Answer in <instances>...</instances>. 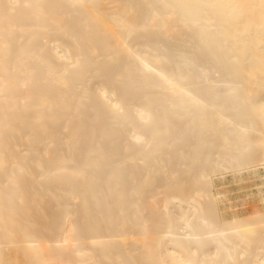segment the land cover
<instances>
[{
	"label": "bare ground",
	"instance_id": "1",
	"mask_svg": "<svg viewBox=\"0 0 264 264\" xmlns=\"http://www.w3.org/2000/svg\"><path fill=\"white\" fill-rule=\"evenodd\" d=\"M229 173L264 184V0H0V264H264Z\"/></svg>",
	"mask_w": 264,
	"mask_h": 264
},
{
	"label": "rangeland",
	"instance_id": "2",
	"mask_svg": "<svg viewBox=\"0 0 264 264\" xmlns=\"http://www.w3.org/2000/svg\"><path fill=\"white\" fill-rule=\"evenodd\" d=\"M30 156V155H29ZM28 156V157H29ZM222 179H224L225 181H224V185L222 186V185H220L219 187H220V189H224L223 191H225L226 193H227V198H228V200H229V204H233V203H235L236 204V202H238L237 203V206L235 205V204H233V208L236 210H234L235 212H246L247 210L249 211V209H250V211H252L251 209H255L254 211H256V208H257V210L258 209H261V208H259L260 206H263V205H261V201H255V199L254 198H256V197H258V198H256V200H259V199H261V194H260V192H259V188H260V190H264V184H261L260 186H255L253 183H261V181L260 180H256V181H254L253 183H250V182H248L247 184H246V182L244 183V185H242L241 184V186H240V184H238V183H234V182H232L233 180H232V174L230 175V173L229 174H226L225 175V178H221L220 177V179H218L219 181H217V182H221L222 181ZM216 180H217V178H216ZM253 184V185H252ZM254 186V187H253ZM219 187H218V189H219ZM241 187V188H240ZM246 187V188H245ZM241 190H240V189ZM239 189V190H238ZM253 189H255V191L253 190ZM216 190H217V188H215L214 190L212 189V194H213V196H217V194H216ZM233 190V192L232 193H230L231 191ZM251 190H252V192H251ZM257 190H258V192H257ZM249 192H251L250 194H249ZM256 193V194H255ZM253 194L254 195H257V194H259V196H253ZM264 194V193H263ZM252 195V196H251ZM230 198H229V197ZM232 196V197H231ZM245 196H247V197H245ZM242 197V198H241ZM251 197V198H250ZM252 197H253V199H252ZM260 197V198H259ZM231 198L232 199H234L233 200V203H232V200H231ZM247 199V201H246V199ZM251 199V200H250ZM231 200V201H230ZM245 200V201H244ZM240 201H242L241 203H242V205H241V203H240ZM244 201V202H243ZM243 203H246V204H243ZM260 203V204H259ZM241 206V207H238V206ZM235 206H236V208H235ZM243 207V208H242ZM245 209V210H244ZM247 209V210H246ZM239 210H241V211H239ZM3 248H5V249H8V248H10V246H3Z\"/></svg>",
	"mask_w": 264,
	"mask_h": 264
}]
</instances>
